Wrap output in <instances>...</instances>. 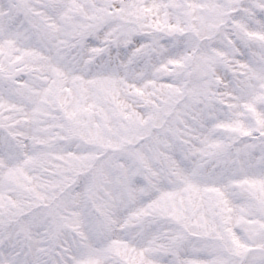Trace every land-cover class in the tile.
Returning a JSON list of instances; mask_svg holds the SVG:
<instances>
[{
    "label": "snow or ice",
    "instance_id": "obj_1",
    "mask_svg": "<svg viewBox=\"0 0 264 264\" xmlns=\"http://www.w3.org/2000/svg\"><path fill=\"white\" fill-rule=\"evenodd\" d=\"M0 264H264V0H0Z\"/></svg>",
    "mask_w": 264,
    "mask_h": 264
}]
</instances>
